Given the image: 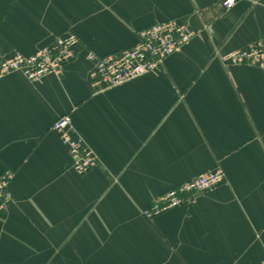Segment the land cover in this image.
<instances>
[{
    "label": "crops",
    "instance_id": "1",
    "mask_svg": "<svg viewBox=\"0 0 264 264\" xmlns=\"http://www.w3.org/2000/svg\"><path fill=\"white\" fill-rule=\"evenodd\" d=\"M0 0V61L72 31L84 51L61 76L0 75V264H264V71L225 58L264 42V0ZM176 20L195 32L160 70L94 87L99 56ZM69 116L96 153L79 174L52 130ZM225 182L147 219L201 175Z\"/></svg>",
    "mask_w": 264,
    "mask_h": 264
},
{
    "label": "built area",
    "instance_id": "2",
    "mask_svg": "<svg viewBox=\"0 0 264 264\" xmlns=\"http://www.w3.org/2000/svg\"><path fill=\"white\" fill-rule=\"evenodd\" d=\"M236 4L237 0H224L222 7L229 11ZM194 36V31L180 25L176 20H171L140 32L138 43L133 48L105 56L87 51V59L95 66L91 76L92 83L94 87L112 89L138 77L155 73L167 58L179 52ZM84 49L78 36L67 31L57 37L53 46L34 55L15 54L9 59L1 60L0 75L20 72L30 82H38L51 75L61 76L65 68L76 61ZM225 59L235 64L255 66L264 71V42L257 47L236 51ZM52 130L68 148L77 173L86 174L98 167V156L82 138L75 136L69 116L58 119ZM13 178L14 173L11 171L0 176V213L12 199L9 186ZM224 182L225 175L221 171L201 175L161 195L144 215L147 219H152L171 209L194 205L198 196L212 192Z\"/></svg>",
    "mask_w": 264,
    "mask_h": 264
}]
</instances>
